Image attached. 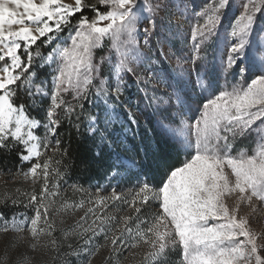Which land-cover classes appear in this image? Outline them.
Segmentation results:
<instances>
[{"label": "snow or ice", "instance_id": "6c2138e0", "mask_svg": "<svg viewBox=\"0 0 264 264\" xmlns=\"http://www.w3.org/2000/svg\"><path fill=\"white\" fill-rule=\"evenodd\" d=\"M98 3L108 10L101 12L96 5L86 4L85 0H74V4L64 0H0V62H3L0 66V148H9V138L13 146L22 145L18 154L21 162L33 158L37 162L27 171L17 168L9 175L13 179L31 180L33 185L41 184L38 194L35 188L24 193L28 197L27 206L34 209V216L26 218V223L25 220L17 221L15 217L8 220L0 212V232L15 233L11 238L14 244L27 243L32 251L37 249L45 235L51 239L44 246L58 249V242L52 237L56 230L55 222L49 219V212L55 204V200L50 198L59 192L50 189L49 180L53 173L57 177L62 173L51 166L52 157L43 163L40 157L45 155L41 147L47 149L51 146L49 135L55 137L57 134L61 110L66 115L73 111L66 105L63 94L72 90L79 97L86 92L100 68L94 63V50L103 46L105 38H109L111 49L118 56L114 66L118 75L132 72L130 60L141 55L135 40L140 18L138 12H142L138 0H98ZM228 4L229 0H216L201 13L203 23H197L192 29L193 40L199 38V43L194 45L197 56L201 45L221 23L222 10ZM166 7V4L148 6V11L155 14ZM85 8L95 12L92 19L83 15ZM261 11H264V0H247L243 4V11L230 25L229 35L235 38V42L229 49L226 67V71L232 69L238 65L239 59L246 58L251 66L261 70V74L251 78L246 87L234 85L231 91L225 89L206 99L192 124L181 119L182 127L174 131L184 136L186 149L192 152L191 158L171 170L161 186L154 187L145 181L134 189L118 192L113 188L108 195L97 194L93 198L95 206L88 208L85 216L80 218L83 221L91 213L94 217L92 223L85 228L77 222L76 228L81 229L78 235L88 232L93 236L103 234L106 244L97 247L96 251L109 242L113 246L119 243L125 248H136L142 242L149 249L143 254L142 264H174L173 257L177 255L178 264H264L257 235L250 229L248 219L238 216L241 203L251 205L255 198L264 204V60L257 62L250 40L256 14ZM77 14L80 18L73 25L72 18ZM65 28H69V33L61 39L60 34ZM145 31L151 34L149 29ZM37 42L49 47L56 44L47 57L39 50L36 52L41 59L56 64L43 138L34 133L41 122L29 118L23 105L14 104L16 93L12 87H19L17 82L22 75L25 85L33 83L32 75L35 74L27 73L33 61L31 49ZM21 48L25 50L24 57L20 54ZM246 49H249L247 53ZM244 71L246 69L240 68L241 74ZM42 83L36 85L37 92L43 90ZM197 83L204 91L211 88L210 81L200 79ZM98 91L108 95L103 87ZM114 91L118 98L120 82ZM28 94L33 95L30 89ZM177 99L182 102L179 97ZM89 120L90 130L99 131L93 127L98 117H90ZM110 122V119H105V132ZM192 131L196 137L194 145L188 140ZM105 132H100L102 142L106 139ZM253 133L256 140L251 154L244 148L233 154L236 142ZM55 144L54 155L61 151L59 139ZM54 163L58 165L60 161ZM233 194L238 195L235 206L230 208L226 198ZM110 201H122L130 209V214L118 219L107 213L97 214L96 206L107 208ZM12 202L15 204L17 201L14 199ZM150 202L158 204L157 211L142 216ZM69 207L82 208L83 202L76 205L65 202L55 211L58 213ZM41 222L44 227L40 226ZM26 226L29 238L24 236ZM109 231L114 232L111 238ZM88 243H91V238ZM83 251L90 252V249L86 247ZM118 251V248H112L113 254ZM6 260L7 256L0 258V264ZM14 264H31L27 252L20 253ZM88 264H91L90 260Z\"/></svg>", "mask_w": 264, "mask_h": 264}, {"label": "rangeland", "instance_id": "374dc122", "mask_svg": "<svg viewBox=\"0 0 264 264\" xmlns=\"http://www.w3.org/2000/svg\"><path fill=\"white\" fill-rule=\"evenodd\" d=\"M64 2L74 4V0ZM215 2L216 0H138L142 12H138L140 18L136 25L135 40L136 49L141 55L130 60L129 67L133 69L132 72H122L119 75L116 73L114 66L118 62V56L111 49L109 38H105L102 47L94 50V63L100 66L99 73L94 75L92 84L81 96L77 97L72 90L63 94L66 105L73 111L66 115L62 109L58 119L62 122L75 114L87 121L89 136L94 142L97 155L103 152L107 159L100 172L101 178L89 183L67 180L56 188H50L59 192L50 198L55 200V204L49 212V219H54L55 222L56 230L52 237L57 240L58 249H53L51 245L44 246L51 239L47 235L41 238L37 249L32 251L28 249L27 243L18 246L14 244L11 238L15 233L0 232V258L7 256L3 264H14L17 256L23 252H27L31 264H88L89 260L91 264H142L143 254L149 250L146 244L141 242L136 248H125L119 243L113 246L109 242L96 251L97 247L106 244L103 234L93 236L88 232L78 235L81 229L76 228V223H81L85 228L92 223L94 217L91 213L83 221L80 218L85 216L88 208L95 206L93 198L97 194L106 196L113 188L118 192L134 189L145 181L154 187L161 186L171 170L182 166L186 159L191 158L192 152L186 149L184 136L174 131L182 127L181 119L192 124L199 116V108L206 99L225 89L231 91L234 85L246 87L251 78L261 74V70L251 66L246 58L239 59L237 66L226 71L229 49L235 42V38L229 35L230 25L241 14L247 0H229L228 6L222 10L221 23L214 34L201 45L197 56L194 45L199 43V38L193 40L192 29L197 23H203L201 13ZM85 3L101 6V12L108 10L98 0H85ZM158 4H166L167 7L155 14L148 11V6L155 7ZM75 23L72 18V24ZM145 29H149L151 34ZM68 33L69 28H65L60 34L61 39L67 37ZM250 40L259 63L264 60V11L256 14ZM55 46L56 44L51 47L40 45L39 42L32 46L33 61L27 75L35 74L32 75L33 83L25 85L23 75L17 82L22 92L31 90L35 109L38 112L43 110V119L29 116L41 122L34 130L35 135L41 138L45 135L43 124L46 123V110L51 102L50 91L53 89L56 64L46 62L36 52L39 50L47 57ZM46 50H49L48 53H44ZM248 51L246 49V53ZM20 54L25 56L23 48L20 49ZM102 57L105 59L102 60ZM2 63L0 62V66ZM240 68L246 71L241 74ZM200 79L210 81L211 88L202 90L197 83ZM41 82L43 90L37 92L36 85H41ZM118 82L121 83V92L117 98L114 90ZM12 87L13 90L19 88ZM101 87L107 90L108 95L98 91ZM178 97L182 102H178ZM90 117H98L93 127L99 131L90 130ZM105 119L111 121L106 132ZM100 132H105L106 139L103 142ZM56 139V136L49 135L51 146L47 149L41 147V151L50 150L51 147L53 149ZM195 139L194 131L190 132L188 140L193 145ZM255 140V133L239 139L233 154L240 148L251 154ZM173 162L176 165L170 167ZM148 169L155 172L151 181L145 177ZM97 189L100 190L99 193ZM237 195L226 198L230 208L235 206ZM65 202L69 205L83 202V207H69L57 213L55 210ZM96 207L97 214L107 213L115 215L117 219L130 214V209L122 201H110L107 208ZM157 209L158 204L150 202L145 206L142 216H149ZM238 216L248 219L250 229L257 235V244L261 246V255H264V204L255 198L251 205L241 203ZM4 217L8 220L15 217L17 221L30 218L23 213ZM40 226L44 227L43 222ZM112 235L114 232L109 231V238ZM24 236L29 238L27 226ZM89 238L91 243H88ZM127 243L130 245L131 241ZM86 247L90 252L83 251ZM113 247L119 249L115 254L112 252ZM173 260L174 264H178L179 256H174Z\"/></svg>", "mask_w": 264, "mask_h": 264}, {"label": "trees", "instance_id": "16d2710c", "mask_svg": "<svg viewBox=\"0 0 264 264\" xmlns=\"http://www.w3.org/2000/svg\"><path fill=\"white\" fill-rule=\"evenodd\" d=\"M96 8L99 11L102 10L101 6H96ZM83 15L92 19L95 12L91 8H85ZM79 18L80 14H77L73 17V22L75 23ZM48 51L46 50L44 53H48ZM14 91L16 93L13 98L14 104L23 105L28 116H37L39 119H43V110L38 112L35 109V103L32 101L33 97L29 96L28 92H22L20 87ZM86 122L84 118L77 117L75 114L71 115L68 120L60 122L57 126L56 137L60 140L58 147L61 151L55 155L52 147L50 150L42 151L45 155L40 157V162L43 163L45 159L52 157L53 163L51 166L58 168L62 173L59 177L55 173L52 174L49 180L50 188L53 185L58 187L59 184L67 180L89 183L92 180L101 178L100 172L106 165L107 159L103 152L97 155ZM8 145L9 148H0V212L5 216L23 213L32 217L34 216V209L27 206L28 197L24 193L31 192L35 188L38 194L41 184L33 185L31 180L24 181L19 177L13 179L10 177L9 172L15 173L17 168L27 171L37 160L33 158L30 162H21L18 154L23 146L19 144L13 146L11 138L8 139ZM54 147H56V144ZM64 150H66V154ZM54 161H60V163L57 165ZM175 165L176 162H173L170 167ZM153 174H155L153 170H146V179L151 181ZM66 194H69V192H66ZM14 199L17 201L15 204L12 202Z\"/></svg>", "mask_w": 264, "mask_h": 264}]
</instances>
